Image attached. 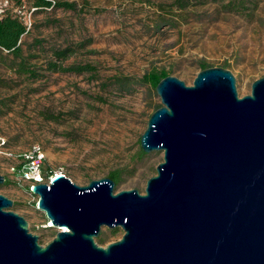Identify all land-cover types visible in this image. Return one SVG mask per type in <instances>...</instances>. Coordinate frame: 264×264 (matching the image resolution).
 <instances>
[{
    "label": "rangeland",
    "instance_id": "rangeland-1",
    "mask_svg": "<svg viewBox=\"0 0 264 264\" xmlns=\"http://www.w3.org/2000/svg\"><path fill=\"white\" fill-rule=\"evenodd\" d=\"M66 1L76 8L34 10L25 0L20 9L31 25L21 38L23 53L30 54L31 64L45 67L54 48L69 47L64 64H89L91 72L39 70L42 76L32 79L15 72L12 56L0 61V174L8 180L0 184V194L13 201L8 209L25 218L41 245L59 229L37 208L38 196L28 183L11 170L18 155L38 147L51 175L63 173L78 185L120 169L115 192L144 193L163 161L160 150L139 155L140 136L161 105L159 95L149 85L120 92L112 83L115 76L139 79L164 68L191 85L204 60L233 73L239 97L264 77V0H246L244 12L225 11L220 0H183V8L175 0ZM16 8L8 3L7 10ZM122 233L120 227L103 226L104 242L97 241L100 234L95 240L105 246Z\"/></svg>",
    "mask_w": 264,
    "mask_h": 264
},
{
    "label": "water",
    "instance_id": "water-1",
    "mask_svg": "<svg viewBox=\"0 0 264 264\" xmlns=\"http://www.w3.org/2000/svg\"><path fill=\"white\" fill-rule=\"evenodd\" d=\"M155 90L161 106L140 147L163 161L144 193L115 192L107 176L31 185L59 229L45 245L0 194V264H264V77L241 97L223 67L198 71L191 85L168 75ZM103 226L123 233L101 246Z\"/></svg>",
    "mask_w": 264,
    "mask_h": 264
},
{
    "label": "trees",
    "instance_id": "trees-1",
    "mask_svg": "<svg viewBox=\"0 0 264 264\" xmlns=\"http://www.w3.org/2000/svg\"><path fill=\"white\" fill-rule=\"evenodd\" d=\"M15 7L24 8L25 0H10ZM31 7L34 10L47 9V8H61L65 10H74L76 4L71 1L66 0H31ZM178 8H183L185 5L181 3L183 0H175ZM221 7L225 11L229 12H244L246 9V0H220ZM30 28L24 23L20 17L9 9L5 12L3 16L0 17V61H3L6 57H11V62L15 72L19 75H25L29 78L36 79L41 77L42 74L39 70L42 71H51V72H63V73H77L81 74L84 72H91L93 67L89 64H64L65 60L69 57L72 49L67 48H54L53 55L50 60L46 62L45 67H38L34 64H31L28 60L31 58L30 54L24 55L21 38L24 34L29 31ZM34 45H40L39 40L34 41ZM200 70L210 67L204 60L199 62ZM170 75L166 69L161 68H152L149 71L145 72L139 79L125 75H117L112 80L113 85L120 91L130 93L137 86L149 85L154 88L159 83L161 79ZM161 105L156 106L155 110ZM146 153L139 149V155L143 156ZM18 167V165L16 166ZM51 174V170L46 168L44 169V178H47ZM122 170L115 169L108 173L107 177H110L114 180L115 185H119L121 181ZM8 183V180L5 178V182ZM28 187V186H27ZM117 230H112L116 232ZM99 243L104 242L101 234L97 237Z\"/></svg>",
    "mask_w": 264,
    "mask_h": 264
},
{
    "label": "built area",
    "instance_id": "built-area-1",
    "mask_svg": "<svg viewBox=\"0 0 264 264\" xmlns=\"http://www.w3.org/2000/svg\"><path fill=\"white\" fill-rule=\"evenodd\" d=\"M9 2L10 0H1L0 17L5 14ZM15 13L20 17V19L22 18V20H24V23L29 28L31 25L30 15L26 16L20 8H16ZM17 157L19 159L18 167H12L11 170L13 172H17L19 177L28 183L29 190H31V185L40 183L43 180H48V182H50L56 174H59L55 173L54 175H51V173L47 178H44L43 174L46 160L43 151L38 147H35L31 151L24 154H20Z\"/></svg>",
    "mask_w": 264,
    "mask_h": 264
},
{
    "label": "bare ground",
    "instance_id": "bare-ground-1",
    "mask_svg": "<svg viewBox=\"0 0 264 264\" xmlns=\"http://www.w3.org/2000/svg\"><path fill=\"white\" fill-rule=\"evenodd\" d=\"M51 224V223H50ZM66 230V229H65Z\"/></svg>",
    "mask_w": 264,
    "mask_h": 264
}]
</instances>
